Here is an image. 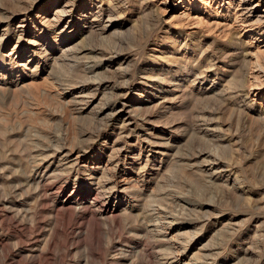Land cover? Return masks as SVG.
Listing matches in <instances>:
<instances>
[{
	"label": "rangeland",
	"instance_id": "rangeland-1",
	"mask_svg": "<svg viewBox=\"0 0 264 264\" xmlns=\"http://www.w3.org/2000/svg\"><path fill=\"white\" fill-rule=\"evenodd\" d=\"M75 1L66 19L80 27L87 1ZM56 2L0 0L1 19L17 12L0 60L24 26L25 46L41 33L32 22L53 19ZM92 2L94 13L122 5L119 32L72 29L68 68L53 73L55 47L26 68L7 58L19 80L0 75V264H264V37H242L243 51L229 42L245 34L239 22L209 7L181 20L178 0ZM180 35L186 55L170 40ZM202 72L203 87L158 79ZM247 74L254 88L230 86Z\"/></svg>",
	"mask_w": 264,
	"mask_h": 264
},
{
	"label": "bare ground",
	"instance_id": "bare-ground-1",
	"mask_svg": "<svg viewBox=\"0 0 264 264\" xmlns=\"http://www.w3.org/2000/svg\"><path fill=\"white\" fill-rule=\"evenodd\" d=\"M86 1H87L86 4L88 2L89 3H88V5H86V4L84 5V11L82 12L81 18H79V21H78V24H80V27L83 26L81 29L77 25L74 26V23L72 22V20L68 21L66 19L67 18V14H68V9L77 5L75 0H69L67 2H65L64 0H57L56 3L58 5H57V9H56V12L54 14L53 19L49 18V20H47V22L45 23L48 26H46L44 23H43V25L42 24L38 25L37 21L33 20V22H32L33 27L35 29H37L38 27H41L42 31H41V33L39 35L35 36V38L32 41H30L28 46H25V42H24V36L23 35H24L25 30H26V26H24L23 28H25V29H23L21 31V34H19L17 42H16L15 46L13 47V49L11 50V52H9V54L3 55L1 57L2 59L0 60V75H4L5 79L7 77L11 78V76L14 75V78H17L19 80L20 76L22 74L21 75L20 74H18V75L12 74L11 72L9 73V71L7 70V65H8L7 64V62H8L7 60L8 59L10 60L11 63L17 64V66H18L17 68H20V67L22 68V66L19 65V63H18V59H22L23 57H27L28 61L24 65V67L26 68L27 65H30V61L31 62H33V61L36 62V58L37 57H39V56L42 57L43 54H47L49 51H51L55 47H60V48L62 47V52H61V54L59 56H55V58H53V63L52 64H49V66H51L52 69H53V73L55 74L58 71V69H61L63 67H67L69 65V62H68V54L69 53L67 54L68 51L66 52V50L63 51V44L69 43L70 39L73 38L76 35V33H74V31L72 29H76L75 31H77V29H79L82 33L86 32V34H90V35L91 34L93 35L94 33H96V32L98 33L99 32V35H101V36L106 35L108 32H110V30H112V28H115V30L118 31V32L120 31V29H119L120 27L119 26H115L114 20L121 16V15L117 16L118 14H120L118 9H119V7L122 6L121 4L118 5V4H113L112 2H108V3L106 2L107 3V9L106 10H104L102 8V4L101 5L99 4L100 5L99 6V11L97 13H94V11H93V8L95 6L94 3L92 2V0H90V1L86 0ZM178 1L181 2V4L183 5V7L180 9L181 10V14H179V17H178L181 20L191 21L193 19V20L199 21L201 19L200 16L198 15V16H195V18H193V15L191 14L190 11L193 10V11H195V12L200 14L203 10H206V8L209 7L210 11H214L215 12V16H216L217 19L222 18V20H226V19H230L231 18L235 22H239L240 27L242 29H244L243 32H245V34H243V33H242L243 35L239 34V37L237 38L238 42H236L235 44L232 41L233 39L230 40L229 42L235 47L239 46V49L242 48L243 51H245V49H244L245 44L241 43L242 37H245V38L247 37V38H250V39H255V38H257V36H261V38L264 37V12L262 14H260L258 12V10H257L261 0H178ZM141 2H142V4H144V0H141ZM214 4L219 5V9L214 10V8H213ZM203 7H205V9ZM221 8H222V10H221ZM43 10H44V12H46V7H44ZM16 13L17 12H15V13H5V16L2 19L0 18L1 19L0 20V25L5 23L4 29L2 31H0V54H1V51L4 48H6L8 43L10 42V37L8 36L9 33H13L15 31L13 29L12 25H11V21L15 18ZM102 13H104V15L106 13H108L107 15H109V17H108L107 21H104V16L102 15ZM90 15H92V17H93L91 21H89ZM22 22H26V20L24 19V20H22ZM98 23H103L104 25L97 30L96 26L98 27ZM48 27H49V29H48ZM70 31H73V32L72 33H68ZM17 32L18 31H16V33ZM118 32H116V33H118ZM238 33H240V32H238ZM90 35H87V36H90ZM172 35L174 36L175 34H172ZM54 37H58L59 38L58 41H59L60 44H58L56 42L57 40ZM183 38H184V35H180L178 38L174 37V38H170V40H172L173 44L175 43L174 45H177V48H179L181 50V52H183L184 55H186L191 50V45L188 43L187 39H184L185 41H181ZM234 38H236V37H234ZM239 42H240V45H238ZM54 44H56V46H54ZM34 46H36L38 48L36 49V48H34ZM249 46H252V45L246 44L247 48ZM32 52H33V55H32ZM259 52L263 53L264 51L259 50ZM242 56H244L246 58L245 55H242ZM161 58L164 59V57H161ZM111 59H110L111 62H109L110 64H112V63H114L116 61V58H111ZM257 59H259V57H257ZM210 63L211 64L208 66V69L211 70V68L215 67V63L213 61H211ZM41 64H42V62L39 60L37 62V65H35V67L31 66L30 69H31V75L32 76H37L39 74V70H40ZM67 68H65V69H67ZM84 68L86 69L85 72H87V74L88 73H95V71L98 70V68H95L94 66H87V64H86V66ZM2 70H3V72H1ZM154 70L155 69L153 68L152 71H154ZM62 71H64V70H62ZM168 72H170V71H168ZM87 74L85 73V75H87ZM200 75H202V76H197V78L195 77L196 79H194L192 82L186 81V80L182 81V80H180V79H178L176 77L171 79V80L166 79V78H158V79L161 82V84L165 80L168 81V84L172 85L174 88L182 87L183 83H185V85H187V84L190 85L189 87L197 86V84H200V86L203 87L204 83L206 82L205 72L200 73ZM246 78H247V80H245L243 83L235 84L233 82L234 84L231 85V83H230V86H234L235 88H240L238 91L242 92V91L247 90L249 88V87L247 88V86H246V84H248V82H250L251 85L253 86V87L250 86L251 88H254L258 84L256 75H254V74H249L248 75L247 74ZM22 86H23V84H22ZM186 87H188V86H186ZM160 90L163 91V88H161ZM238 91H236V92H238ZM140 101H141V99L138 98L136 103H138ZM209 134H211V133H209ZM213 166H215V165L212 164L210 166V168H212ZM101 180H102V178H101ZM236 180L238 181L239 177H238V179L236 178ZM236 180H235V182H236ZM98 185H100V184H98ZM100 195H103V194H100ZM158 209H159V207H158ZM151 213H153V212H151ZM141 220H143V219H141ZM156 220H157V218H156ZM159 221H161V219ZM148 225H149V223H148ZM148 225H146V226H148ZM157 225H158V223H157ZM157 225H156V227H157ZM159 227L161 228V226H159ZM200 253H198V254H200ZM204 254H205V252H204ZM200 255H203V254H200ZM203 257L205 258V255ZM201 258H200V260H201ZM174 261H175V259H174ZM189 263H191V262H189ZM189 263L186 262L185 264H189ZM193 264H195V263H193ZM196 264H208V261H205V259H204L201 262H198Z\"/></svg>",
	"mask_w": 264,
	"mask_h": 264
}]
</instances>
